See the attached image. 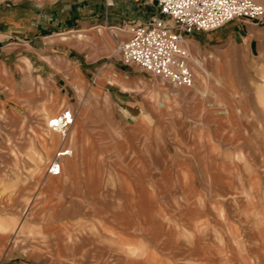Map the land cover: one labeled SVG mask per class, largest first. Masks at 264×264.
<instances>
[{
  "label": "rangeland",
  "instance_id": "374dc122",
  "mask_svg": "<svg viewBox=\"0 0 264 264\" xmlns=\"http://www.w3.org/2000/svg\"><path fill=\"white\" fill-rule=\"evenodd\" d=\"M129 1L134 4L129 13L144 21L158 17L155 4ZM254 1L264 8V0ZM120 28L124 26L113 30L116 33L110 28L92 32L99 43L106 36L118 56L115 42L118 46L126 39ZM215 33L202 34L199 44L189 48L190 87H174L138 67L131 72L132 87L127 89L139 104L134 109L143 110V122H137L140 117L129 120L132 125L117 122L101 97L93 101L87 94L76 103L77 120L90 119L80 126L82 146L72 142L73 159L77 165L93 166L89 170L95 171L87 175L95 187L101 180L112 181L109 165H117L127 212L141 219L139 234L125 233V243L143 248V264H264V46L259 57L250 60L241 48L216 42ZM72 36L89 42L70 32L58 38ZM20 82L13 81L17 87ZM10 89H0L7 100L13 99ZM23 100L17 97L6 104L23 108L31 121L35 102ZM6 118L8 126L0 132V188H14L33 179L26 170L42 165L45 172L54 153L38 160L37 129L32 124L15 129ZM74 125L67 139L77 133ZM26 211L28 206L19 213L24 216ZM159 214L170 224L155 226L152 220L149 228L143 223Z\"/></svg>",
  "mask_w": 264,
  "mask_h": 264
},
{
  "label": "crops",
  "instance_id": "0c3cea01",
  "mask_svg": "<svg viewBox=\"0 0 264 264\" xmlns=\"http://www.w3.org/2000/svg\"><path fill=\"white\" fill-rule=\"evenodd\" d=\"M129 8L134 9L129 0H0V89L9 90L10 86L13 97L8 101V95L0 92V117L5 118H0V132L8 126L6 117L12 119L9 123L14 126L10 127L15 129L32 124L37 129L38 160L71 149L72 142L81 147L85 137L80 126H85L90 117L77 120L74 113L79 97L87 94L93 101L104 98L109 102L117 122L132 125L129 120L139 117L137 122H143V110L142 114L134 109L139 104L134 103L127 89L132 87L131 72L138 66L123 64L112 53L106 36L99 43L92 32L110 28L111 33H116L113 30L129 22H146L129 13ZM228 24L225 29H217L212 38L241 48L250 60L258 58L264 46V24L244 19ZM66 32L82 34L89 42L83 43L80 36L58 38ZM202 34L207 33L185 34L183 46L193 50ZM101 36L102 33L98 37ZM16 79L21 81L18 87L13 83ZM17 97L20 102L25 101L24 97L33 98L31 121L23 108L7 106ZM66 111L74 117L65 140L57 132H44L42 127L48 118ZM73 124L77 133L72 132L67 139ZM71 151V156L60 159L59 175H49L48 165L45 172L41 165L26 170L33 179L25 184L0 188V264H143V248L132 241L125 243V233L139 234L141 219L133 211L132 215L127 212L117 165H109V171L114 173L112 181L101 180L95 187L87 175L95 171L89 170L93 166L77 165ZM1 179L5 185V178ZM125 190L132 195L127 186ZM27 206L26 215H20L19 211ZM160 218V214L150 215L143 223L147 222L149 228L152 220L155 226L170 224ZM131 238L135 241L134 236Z\"/></svg>",
  "mask_w": 264,
  "mask_h": 264
},
{
  "label": "built area",
  "instance_id": "2783aa9c",
  "mask_svg": "<svg viewBox=\"0 0 264 264\" xmlns=\"http://www.w3.org/2000/svg\"><path fill=\"white\" fill-rule=\"evenodd\" d=\"M144 1L155 4L158 17L144 23H127L121 30L126 39L118 44L116 53L123 64L136 65L174 87H190L193 81L189 53L183 46L185 34L215 32L235 19L256 23L264 20V8L254 0ZM72 122L73 116L66 111L49 119L46 128L65 137ZM71 155L68 149L57 152L47 173L59 175L60 159Z\"/></svg>",
  "mask_w": 264,
  "mask_h": 264
},
{
  "label": "bare ground",
  "instance_id": "6f19581e",
  "mask_svg": "<svg viewBox=\"0 0 264 264\" xmlns=\"http://www.w3.org/2000/svg\"><path fill=\"white\" fill-rule=\"evenodd\" d=\"M55 116H57V115H55ZM59 136V135H58ZM50 137V136H49ZM46 138V137H45Z\"/></svg>",
  "mask_w": 264,
  "mask_h": 264
}]
</instances>
